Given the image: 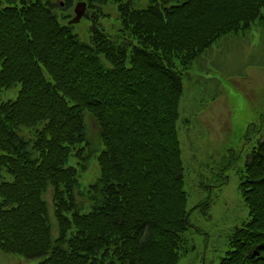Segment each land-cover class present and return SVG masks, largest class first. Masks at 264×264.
Instances as JSON below:
<instances>
[{"label":"trees","instance_id":"1","mask_svg":"<svg viewBox=\"0 0 264 264\" xmlns=\"http://www.w3.org/2000/svg\"><path fill=\"white\" fill-rule=\"evenodd\" d=\"M58 1L0 0V92L20 86L0 103V253L32 264H178L195 251L190 216L210 206H187L183 80L218 40L264 25V0H112L116 17L103 9L109 0H86L85 40L67 24L73 0ZM238 193L245 219L214 264H264V139Z\"/></svg>","mask_w":264,"mask_h":264},{"label":"rangeland","instance_id":"2","mask_svg":"<svg viewBox=\"0 0 264 264\" xmlns=\"http://www.w3.org/2000/svg\"><path fill=\"white\" fill-rule=\"evenodd\" d=\"M79 1L73 0L72 6ZM102 6L116 17L112 0ZM74 26L73 31L87 39L85 18ZM200 63L193 64L183 80L178 133L187 206L206 198L210 206L204 216L199 211L190 216L197 230L190 229L187 239L195 251L178 264H214L228 249L230 230L245 219L247 211L238 193L241 170L251 149L264 139V25L221 38ZM19 89L16 84L0 92V103L14 101ZM85 120L89 139L98 146L97 125L88 115ZM95 168L92 165L84 181L79 180L81 186L92 179ZM45 199L52 215L50 190ZM32 262L0 253V264Z\"/></svg>","mask_w":264,"mask_h":264},{"label":"water","instance_id":"3","mask_svg":"<svg viewBox=\"0 0 264 264\" xmlns=\"http://www.w3.org/2000/svg\"><path fill=\"white\" fill-rule=\"evenodd\" d=\"M62 5V4H61ZM86 9V4L84 2H78L74 7V17H72L69 21V25H74L80 22V19L83 17Z\"/></svg>","mask_w":264,"mask_h":264}]
</instances>
